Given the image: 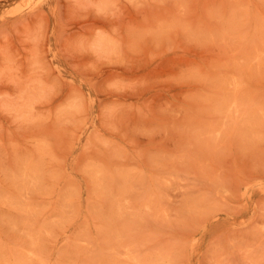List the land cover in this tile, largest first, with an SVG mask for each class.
<instances>
[{"label": "rangeland", "instance_id": "1", "mask_svg": "<svg viewBox=\"0 0 264 264\" xmlns=\"http://www.w3.org/2000/svg\"><path fill=\"white\" fill-rule=\"evenodd\" d=\"M0 264H264V0H0Z\"/></svg>", "mask_w": 264, "mask_h": 264}]
</instances>
